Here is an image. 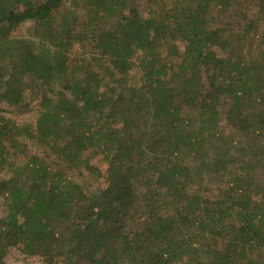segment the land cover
Segmentation results:
<instances>
[{"label":"trees","instance_id":"trees-1","mask_svg":"<svg viewBox=\"0 0 264 264\" xmlns=\"http://www.w3.org/2000/svg\"><path fill=\"white\" fill-rule=\"evenodd\" d=\"M141 1L0 0V264H264V0Z\"/></svg>","mask_w":264,"mask_h":264},{"label":"rangeland","instance_id":"rangeland-1","mask_svg":"<svg viewBox=\"0 0 264 264\" xmlns=\"http://www.w3.org/2000/svg\"><path fill=\"white\" fill-rule=\"evenodd\" d=\"M144 1L142 0L141 2H144ZM239 1H240V3L239 2L234 3L233 6L234 7L236 6L238 8L237 10H244L246 7L243 6V8H241V9H239V7H240V4H242V3L245 4V3L243 2V0H239ZM218 8H219V6H218ZM31 24L32 23L29 22L27 25L29 26ZM28 26H25V28H27ZM25 28H24V31H25ZM254 33H255V36L262 37V35L264 34V18L261 19L259 22H257L254 25ZM10 117H13L14 120H17L16 122H18V124H20V125L27 123V122L35 121V117L32 116L31 112H28L26 114H21V115L13 114ZM23 156H25V154L21 153V155H20L21 160L24 158ZM102 167H103V169H105V165H103ZM4 211H5V208L1 207L0 208V214L5 213ZM6 260H7L8 264H47L42 259V257H40L39 255H35V256H31V257L26 256L23 253V251L20 249V247H18V246L11 248L10 252L8 253V255L6 257Z\"/></svg>","mask_w":264,"mask_h":264}]
</instances>
